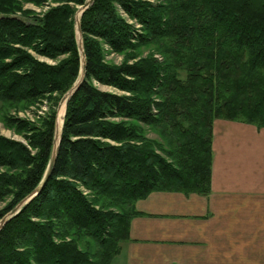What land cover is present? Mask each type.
Here are the masks:
<instances>
[{"label": "trees", "instance_id": "1", "mask_svg": "<svg viewBox=\"0 0 264 264\" xmlns=\"http://www.w3.org/2000/svg\"><path fill=\"white\" fill-rule=\"evenodd\" d=\"M85 1L0 0V117L25 140L0 134V219L43 179L57 104L80 74ZM79 24L84 74L53 170L1 227L0 264H110L137 200L210 191L215 119L264 127V0H93ZM42 103L35 120L8 112Z\"/></svg>", "mask_w": 264, "mask_h": 264}, {"label": "crops", "instance_id": "2", "mask_svg": "<svg viewBox=\"0 0 264 264\" xmlns=\"http://www.w3.org/2000/svg\"><path fill=\"white\" fill-rule=\"evenodd\" d=\"M210 191H153L135 203L110 264H264V128L212 126Z\"/></svg>", "mask_w": 264, "mask_h": 264}, {"label": "rangeland", "instance_id": "3", "mask_svg": "<svg viewBox=\"0 0 264 264\" xmlns=\"http://www.w3.org/2000/svg\"><path fill=\"white\" fill-rule=\"evenodd\" d=\"M150 1H152V2H158L160 0H150ZM24 7L25 8H29V9H33L37 13H40V12L44 11L47 8V7H38V6H35L33 4H26ZM124 17L135 28H139L140 27V25L135 20L129 19L125 15H124ZM104 48H105V60L107 62L112 63V64L119 65L120 63H122L124 61V59H125L124 57L125 56H123V54L113 53L106 46H104ZM153 49H154L153 45L143 46V47L138 48L136 50V52H135V60L137 58H140V57H146V56H148L151 52H153ZM154 55L157 56V53H155ZM39 59L40 60H43V61H46L47 63H50V64L54 63L53 60L48 59V58L39 57ZM132 61H133V59H130L129 60V62H132ZM181 75H184V74L181 73ZM94 84H95V86L98 89L103 90V91H116L114 88L109 87V86L101 85V84H98V83H94ZM62 96H61V98H62ZM61 98H60V100H59V102L57 104V107H56V118L57 119L60 116L59 113H60L61 105H62V103H60ZM46 108H47V106L45 105V103H42V104L39 105V107H30L28 109H17V110L10 109L8 112H9V114L16 115V116L21 117V118H27L29 120H35V118L37 117V114H42L43 111L46 110ZM64 113H65V108H64V112L62 114V118L64 117ZM262 128H264V127H262ZM0 134L3 135V136H5V137L14 139L16 141H20V142L25 143L24 138L19 133L15 132L12 128H9V127L7 128L5 126V124L1 120V117H0ZM147 136L149 138H152V139H157L158 138L157 137V134H155L152 131H148L147 132ZM6 201L7 200H5L3 202H0V208L5 204Z\"/></svg>", "mask_w": 264, "mask_h": 264}, {"label": "water", "instance_id": "4", "mask_svg": "<svg viewBox=\"0 0 264 264\" xmlns=\"http://www.w3.org/2000/svg\"><path fill=\"white\" fill-rule=\"evenodd\" d=\"M93 0H86L81 6H79V9L75 15V34H76V39H77V45H78V50L81 56V69H80V74L74 84L69 88V90L62 96L60 103L63 101L66 102L68 98L71 96V94L77 89V87L80 85L83 74H84V52H83V47H82V39H81V34H80V24H79V19H80V14L81 12L87 8ZM78 14V16H77ZM63 119V118H62ZM62 126V122H61ZM61 126L60 129L57 130V118L55 120V129H54V138H53V146L50 154V158L47 164V168L45 170V173L43 175V179L40 182V184L33 190L31 191L27 196H25L21 201L18 202L9 212H7L1 219H0V229L4 225V223L11 218L13 215H15L20 208L25 205L27 202H29L36 194L40 191L42 186L45 184L46 180L49 178L51 175V172L53 170V165L56 159L57 151H58V146L60 142V136H61Z\"/></svg>", "mask_w": 264, "mask_h": 264}, {"label": "bare ground", "instance_id": "5", "mask_svg": "<svg viewBox=\"0 0 264 264\" xmlns=\"http://www.w3.org/2000/svg\"><path fill=\"white\" fill-rule=\"evenodd\" d=\"M77 16H78V14H77ZM64 108H65V102L63 101L62 102V105H61V110H60V116H59V118L57 119V130H59L60 129V126H61V122H62V114H63V112H64Z\"/></svg>", "mask_w": 264, "mask_h": 264}]
</instances>
